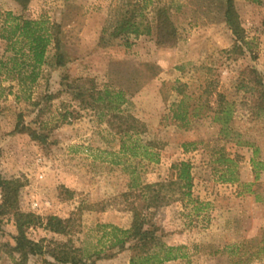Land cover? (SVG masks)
Masks as SVG:
<instances>
[{"label":"rangeland","instance_id":"rangeland-1","mask_svg":"<svg viewBox=\"0 0 264 264\" xmlns=\"http://www.w3.org/2000/svg\"><path fill=\"white\" fill-rule=\"evenodd\" d=\"M226 1L31 0L23 10L0 0V33L8 13L55 23L65 56L54 65L51 47L36 81L25 82L27 68L10 61L21 46L13 50L0 36L7 64L0 66V173L23 182L19 207L41 219L29 239L46 240L47 251L66 245L85 264H129L131 252L111 249L104 227L130 228L122 194L169 182L172 166L187 162L194 202L177 192L168 205L143 210L153 214L157 238L184 254L164 264H264V0H234L238 39L225 21ZM159 8L176 28L175 47L157 45ZM120 13L135 16L139 34L130 28V45L114 27L103 32ZM105 89L123 91V99L100 100ZM220 105L239 138L224 140L207 118ZM185 112L206 118L187 124ZM120 115L135 117L146 133L124 132ZM24 128L45 139L32 140ZM50 217L67 233L49 231ZM16 235L13 217H1L0 264L20 260L3 247ZM48 263H55L49 255L25 262Z\"/></svg>","mask_w":264,"mask_h":264},{"label":"trees","instance_id":"trees-1","mask_svg":"<svg viewBox=\"0 0 264 264\" xmlns=\"http://www.w3.org/2000/svg\"><path fill=\"white\" fill-rule=\"evenodd\" d=\"M23 10L29 7L31 0H14ZM252 3H260L261 0H250ZM225 21L233 34L237 39L242 32L240 24L237 20V13L235 10L234 0L226 1ZM118 17L110 20L108 18L107 25L103 29V32H108V29L113 28L116 35H121L123 32L126 35L124 37L127 45L129 44L130 28L133 29V33L139 34L135 27L134 13L131 15L123 16L122 13L117 15ZM134 21V22H133ZM3 33H0L1 38L11 43L13 50H16V45H20L15 52L16 57L11 58L10 61L15 63L14 68H27L25 76L22 74L23 81H30L34 83L39 74L40 68L47 62L48 50L52 47L55 52L52 60L54 65H63L65 56L60 52V38H59V26L55 23H48L47 21H39L32 19H24L22 17L15 16L13 14H6V22ZM156 41L157 45L162 48L175 47L177 32L174 24L171 22L165 9L159 8L157 10L156 20ZM234 48H238L237 42L234 44ZM26 49V50H25ZM19 56L25 57L29 60L28 65L24 66L18 62ZM7 64L0 61V66L4 68ZM21 66V67H20ZM20 69V70H23ZM30 69V71L28 70ZM21 72V71H20ZM19 72V74H20ZM23 73V72H21ZM124 92L121 90H109L105 89L98 93L100 100H109L113 97L117 100L123 99ZM264 96V92H263ZM112 104L113 102H109ZM121 102L116 103L113 109L119 112V105ZM183 100L177 105L181 107ZM220 109H216L212 116H207L215 124L221 126L220 135H223V139L232 141L229 138L230 134H234L236 138L240 137V134L235 132L230 127L231 114L227 105H220ZM174 117H176L174 115ZM119 118L123 122L125 127L124 132L141 135L146 133V126L135 117L131 115H120ZM198 118L204 119L206 116H199L192 112L191 114L185 112L184 120L188 124L191 119ZM26 129V131L24 130ZM23 130L34 141H41L45 138L37 134L35 130L24 128ZM186 146V145H185ZM256 153V150L255 152ZM254 163V160H252ZM176 174L173 180L169 182L146 184L138 193H124L122 198L129 211L132 214V223L129 229L123 230L114 226H104L110 229L109 234V247L111 249H119L124 251L128 249L131 252L129 264H164L172 261H176L184 257L180 247L170 246L157 238V229L151 224L152 213L144 214L143 210H150L153 208H159L162 205H168L169 202L178 192L182 198H188L191 202L194 200L191 198V176L189 173L190 165L187 162H181L172 166ZM230 166L227 168L230 170ZM230 182H237L238 179H230ZM23 182L17 178H5L0 173V192H1V204H0V222L1 217L12 216L17 229V235L12 237L13 246L11 244H3V247L11 255H19V261L15 264H25L30 256H51L54 264H85L86 262L81 256L73 254V251H67L66 245L58 246L57 249L47 251L44 246L46 240H40L35 242L28 238L27 231L30 228H36L41 226V219L33 213H25L19 207V198L23 189ZM135 200L134 202L132 200ZM141 200L143 204L138 207L136 201ZM46 228L53 233L66 234V225L63 220L57 217H50ZM56 245L60 243L53 242ZM98 252L94 255L98 256ZM53 264V263H48Z\"/></svg>","mask_w":264,"mask_h":264},{"label":"crops","instance_id":"crops-1","mask_svg":"<svg viewBox=\"0 0 264 264\" xmlns=\"http://www.w3.org/2000/svg\"><path fill=\"white\" fill-rule=\"evenodd\" d=\"M104 213L103 214H106V211H103ZM117 225V224H116ZM119 227H121V226H119ZM122 228V227H121ZM125 230H127V228H125ZM169 263V262H168Z\"/></svg>","mask_w":264,"mask_h":264}]
</instances>
